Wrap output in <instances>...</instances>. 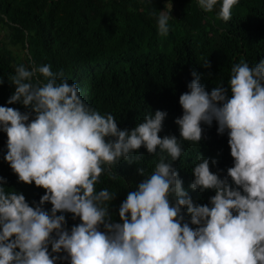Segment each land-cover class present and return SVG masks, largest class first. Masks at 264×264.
<instances>
[{"label":"clouds","instance_id":"clouds-1","mask_svg":"<svg viewBox=\"0 0 264 264\" xmlns=\"http://www.w3.org/2000/svg\"><path fill=\"white\" fill-rule=\"evenodd\" d=\"M238 2L222 0L218 18L229 22ZM217 3L198 0L204 12ZM167 8L157 18L161 36L169 33ZM191 75L179 96L177 139L159 135L165 111L121 129L111 113L87 104L63 71L34 62L30 70L16 67L7 105L19 103L27 111L0 106L3 159L18 182L34 183L44 194L30 206L22 193L6 191L0 176V264H264V60L233 64L227 87L210 92L195 71ZM214 121L218 134L227 133L233 166L221 178L198 153L189 187L215 192L201 205L183 187L174 162L183 155L182 141L199 144L202 125ZM141 147L158 162L150 174L137 167L143 178L127 191L117 221L111 210L117 193L95 186L104 174L116 180L121 161L138 164ZM65 213L80 221L70 230Z\"/></svg>","mask_w":264,"mask_h":264},{"label":"trees","instance_id":"trees-1","mask_svg":"<svg viewBox=\"0 0 264 264\" xmlns=\"http://www.w3.org/2000/svg\"><path fill=\"white\" fill-rule=\"evenodd\" d=\"M167 3L166 11L172 17L169 33L161 36L157 18ZM221 3L218 0L212 12H204L198 0H0V27L6 30L0 39V78L4 81L0 106L27 111L19 103L7 105L14 92L11 76L21 64L29 70L33 62L36 66L50 64L53 72L63 71L69 83H77L87 104L101 114L111 113L119 128L132 129L147 113L161 110L167 116L159 135L180 139L175 123L183 114L179 96L188 91L193 71L210 92L219 85L227 87L233 64L243 60L252 66L264 60V0H239L229 22L218 18ZM17 46L23 48V56L14 50ZM40 80L45 82L42 76ZM202 128L199 144L182 141L184 152L174 167L194 202L204 205L214 190L201 193L189 187L198 153L210 160V170L221 178L233 166V158L227 133L218 134L215 121ZM6 142V133L0 132V176L7 181L6 191L22 193L30 206L38 204L44 190L34 183L18 182L3 159ZM136 155L143 156L138 164L121 161L114 169L116 180L104 174L95 186L97 191L108 188L117 193L111 209L117 221L127 191L143 178L137 167L150 174L158 162L143 147ZM44 208L50 211L51 205L46 203ZM65 216L69 230L80 222L70 213Z\"/></svg>","mask_w":264,"mask_h":264},{"label":"rangeland","instance_id":"rangeland-1","mask_svg":"<svg viewBox=\"0 0 264 264\" xmlns=\"http://www.w3.org/2000/svg\"><path fill=\"white\" fill-rule=\"evenodd\" d=\"M5 32L6 30L0 27V39H3ZM14 50L17 52V54H20V56H23L24 50L21 46L14 47Z\"/></svg>","mask_w":264,"mask_h":264}]
</instances>
